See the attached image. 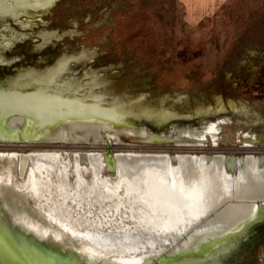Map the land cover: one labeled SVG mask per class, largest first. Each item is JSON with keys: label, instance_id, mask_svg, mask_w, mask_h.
Here are the masks:
<instances>
[{"label": "bare ground", "instance_id": "obj_1", "mask_svg": "<svg viewBox=\"0 0 264 264\" xmlns=\"http://www.w3.org/2000/svg\"><path fill=\"white\" fill-rule=\"evenodd\" d=\"M49 1L0 0V17L16 21L27 13L23 8ZM41 38L45 46L57 36L47 32ZM4 43L9 47L12 40ZM55 76L14 90L0 88V142L92 139L109 146L117 141L107 132L110 125L126 124L133 112L122 103L105 106V94L94 92L96 80L58 82ZM140 113L172 119L161 108ZM58 125L56 133L48 131ZM173 132L140 135L154 145L202 143L218 129L212 124ZM263 217L264 156L112 153L111 148L0 152V247L17 264H57L50 254L76 264L95 262L101 254L110 258L106 264H222L228 242ZM201 254L206 260L197 258Z\"/></svg>", "mask_w": 264, "mask_h": 264}, {"label": "rangeland", "instance_id": "obj_2", "mask_svg": "<svg viewBox=\"0 0 264 264\" xmlns=\"http://www.w3.org/2000/svg\"><path fill=\"white\" fill-rule=\"evenodd\" d=\"M48 6L39 12L23 8L27 13L16 21L0 17V88L14 90L54 73L58 82L96 80L100 85L94 92L105 94V106L122 103L133 114L126 124L110 125L107 132L118 139L109 146L92 139L84 144L0 142V152L111 148L112 153L264 156V0H50L43 8ZM47 32L57 38L41 46ZM5 39L12 40L9 47ZM160 108L172 119L140 113ZM212 124L218 132L202 143L154 145L140 135L142 130L175 135L174 128ZM60 126L48 131L54 134ZM228 248L222 264H264V217L231 239ZM50 257L57 264H76ZM109 259L101 254L88 264Z\"/></svg>", "mask_w": 264, "mask_h": 264}, {"label": "water", "instance_id": "obj_3", "mask_svg": "<svg viewBox=\"0 0 264 264\" xmlns=\"http://www.w3.org/2000/svg\"><path fill=\"white\" fill-rule=\"evenodd\" d=\"M15 259H12L8 253L0 247V264H17Z\"/></svg>", "mask_w": 264, "mask_h": 264}, {"label": "flooded vegetation", "instance_id": "obj_4", "mask_svg": "<svg viewBox=\"0 0 264 264\" xmlns=\"http://www.w3.org/2000/svg\"><path fill=\"white\" fill-rule=\"evenodd\" d=\"M49 7H50V6L45 7V8H43V7H39L38 10H34V8H32V7H26V8H28V9H27L28 12H29V11L39 12V11H43V10L48 9ZM30 8H32V9H30ZM8 18L11 19L10 17H8ZM11 20H13V19H11ZM13 21H15V20H13Z\"/></svg>", "mask_w": 264, "mask_h": 264}]
</instances>
